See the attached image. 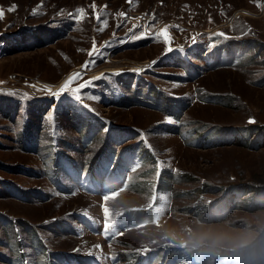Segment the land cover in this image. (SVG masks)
<instances>
[{"label": "rangeland", "instance_id": "rangeland-1", "mask_svg": "<svg viewBox=\"0 0 264 264\" xmlns=\"http://www.w3.org/2000/svg\"><path fill=\"white\" fill-rule=\"evenodd\" d=\"M0 10V264H264V0ZM166 26L172 51L151 38ZM76 73L70 89L94 82L82 99L54 96ZM148 85L164 109L117 104ZM97 119L105 129L85 148ZM110 129L139 135L107 146ZM140 142L147 152H132Z\"/></svg>", "mask_w": 264, "mask_h": 264}, {"label": "crops", "instance_id": "crops-1", "mask_svg": "<svg viewBox=\"0 0 264 264\" xmlns=\"http://www.w3.org/2000/svg\"><path fill=\"white\" fill-rule=\"evenodd\" d=\"M125 97H128V96H123V98H122V100L119 102L120 104H118V105H125V104H128V103H133L134 105L135 104H143V105H141V106H144V107H149V108H152V109H154V110H156V109H158V106H157V102H156V99H150L148 102H143L141 99H132V98H125ZM132 100H135V101H132ZM67 107L69 108V111L71 112V117H73V113H77L78 112V110H79V105L78 104H68L67 105ZM162 109H164L165 107H161ZM75 122V121H74ZM93 122H97V123H102V124H104V128H105V123H103L102 121H100V120H94V121H91L89 124H93ZM89 128H91V129H87V131L83 134V136H82V139H80V144H82V145H84V147L86 148H89L90 146H89V144L90 143H92L93 141H94V139L95 138H93L94 136H96L97 135V133H101V132H99V131H97V130H95V128L93 127V126H90ZM110 131V134H108L107 135V137H105L104 139H103V141H104V143L108 146L109 145V142H110V140L112 139V138H114L113 139V141H114V146L115 147H121L122 146V144L123 143H125V142H127L129 139H131V138H135V137H137L138 135H139V133H138V131H136V130H134V129H132V130H128V131H124V130H117V129H110L109 130ZM108 131V132H109ZM107 132V133H108ZM111 147H107L103 152H105V151H108L109 149H110ZM128 149H129V147H128ZM130 151H132L131 149H129ZM123 151V153L125 152V149H123L122 150ZM147 152V149H144V147H143V143L142 142H140V143H138L135 147H134V151H132V152ZM63 167L64 168H66L68 171H69V173L71 174V173H74L75 174V178H73L71 175V177H72V179H74V180H78L81 184H82V186H83V188L85 189L86 188V184H87V182H86V179H79V176H80V174L82 173V170L79 168V167H76V166H74L73 164H72V161H70V160H63ZM134 168H136V167H133V169ZM56 181H57V179H55ZM59 187V186H58ZM86 190V189H85ZM109 194V193H108ZM148 213H150L149 211H148ZM143 216H145L146 217V215H143ZM29 229V228H28ZM49 229L50 230H52V228L49 226ZM38 235V237H40L44 242H45V240H44V237L42 236H40V234L38 233L37 234ZM18 238V237H17ZM34 252V251H33ZM23 259V261L25 262L26 260L27 261H29L30 260V253L28 252V255H27V257H25V258H22ZM27 264H32V262L30 261V262H28Z\"/></svg>", "mask_w": 264, "mask_h": 264}, {"label": "snow or ice", "instance_id": "snow-or-ice-1", "mask_svg": "<svg viewBox=\"0 0 264 264\" xmlns=\"http://www.w3.org/2000/svg\"><path fill=\"white\" fill-rule=\"evenodd\" d=\"M95 7H96L95 4H93L92 8H93L94 12H95ZM15 8H16V6L14 5L9 9V11H14ZM85 15H86V13H85V10L83 8L78 9L77 14H76L77 23H79L84 18ZM120 15L122 18H125L124 13H121ZM3 16H4V13L2 10H0V19H3ZM96 19H97L98 23L101 22L100 16L98 14L96 15ZM103 24L106 27L107 26V20H104ZM117 27H119V24L117 25ZM169 27H171V26H166L164 29H162L160 32L156 33L155 36H153L151 38L165 43L166 46H168V50L172 51L173 49L171 48V44L173 42V37H172L171 33L169 32ZM216 35L221 36L222 38H227L224 33H217ZM137 38L139 39V38H149V37L142 36V37H137ZM193 42H195V37L193 38ZM94 54L96 55V58H102V52H99L96 49L95 44L93 45V49L88 53V55H89V57H93ZM89 64H94V60H90L88 63H86V65L84 67L87 68L89 66ZM80 76H81L80 73L74 74L72 79L68 82V84H66L63 88L60 89L59 92L54 93L53 95L56 97H59L60 95H62L64 93H68V94L72 95L73 98H75L76 100H78V101L81 100L82 99L81 93L85 89L89 88L94 82L90 80L87 83L82 84L75 89H70L69 85L72 83H75L76 80H78L80 78ZM49 91H50V89H49ZM84 106L87 107V105H84ZM254 122H255L254 120H249V123H254Z\"/></svg>", "mask_w": 264, "mask_h": 264}, {"label": "trees", "instance_id": "trees-1", "mask_svg": "<svg viewBox=\"0 0 264 264\" xmlns=\"http://www.w3.org/2000/svg\"><path fill=\"white\" fill-rule=\"evenodd\" d=\"M185 61L183 60V59H180V60H178V66H180V67H185V68H187V70L189 71V73L190 74H192V75H194V76H196L197 75V73H196V71H195V68H192L191 66H189V65H187V66H185V63H184ZM213 66V65H212ZM139 83H141L143 86L142 87H147V83H145L144 82V80H140L139 81ZM152 89H155L153 86H151V85H148V91L149 92H142V91H140L139 90V92L137 91L135 94H134V96H136V97H139V98H136V97H131L132 99H141L140 97L142 96V94H143V96H145V95H147V94H151V93H157L158 94V97H154V96H146L145 97V99H141V100H144L143 102H148L150 99H156V102H157V106H158V108H161V107H165V101L164 100H162L161 99V97H160V95L162 94V93H160L159 91H152ZM141 95V96H140ZM132 101H135V100H132ZM118 104H120V103H118ZM69 109V108H68ZM105 128H104V124H102V123H100V128H97V131H99V132H101L102 130H104ZM108 134H110V131H109V133ZM220 139H222V137L220 138ZM223 141L224 140H226V138H223L222 139ZM61 173L62 172H59V174L61 175ZM59 175V176H60ZM73 178H75V174L74 173H71L70 174ZM14 221V220H13ZM140 264H144V262L142 261V262H140Z\"/></svg>", "mask_w": 264, "mask_h": 264}, {"label": "bare ground", "instance_id": "bare-ground-1", "mask_svg": "<svg viewBox=\"0 0 264 264\" xmlns=\"http://www.w3.org/2000/svg\"><path fill=\"white\" fill-rule=\"evenodd\" d=\"M259 264V263H258Z\"/></svg>", "mask_w": 264, "mask_h": 264}]
</instances>
